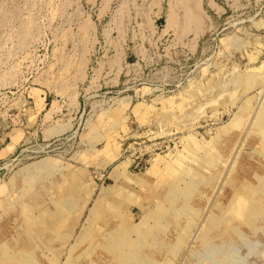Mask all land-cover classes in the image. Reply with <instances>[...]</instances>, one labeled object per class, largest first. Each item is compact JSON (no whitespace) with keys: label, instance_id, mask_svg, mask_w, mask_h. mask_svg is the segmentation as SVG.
<instances>
[{"label":"rangeland","instance_id":"1","mask_svg":"<svg viewBox=\"0 0 264 264\" xmlns=\"http://www.w3.org/2000/svg\"><path fill=\"white\" fill-rule=\"evenodd\" d=\"M0 264H264V0H0Z\"/></svg>","mask_w":264,"mask_h":264},{"label":"bare ground","instance_id":"2","mask_svg":"<svg viewBox=\"0 0 264 264\" xmlns=\"http://www.w3.org/2000/svg\"><path fill=\"white\" fill-rule=\"evenodd\" d=\"M188 12V11H187ZM189 13V12H188ZM190 16H191V14H190ZM189 17H186V20L185 21H187V22H189V19H188ZM192 18V17H191ZM175 182V181H174ZM186 191V190H185ZM185 197H186V195H185ZM122 223V222H121ZM168 224H170V222L168 223ZM121 225V224H120ZM136 225V224H135ZM129 226V225H128ZM130 227H132V226H130ZM159 230V229H158ZM156 232V231H155ZM153 235V234H152ZM124 235L122 234V236H114V237H112V239L114 240V239H116V242L117 243H119L120 242V244L121 243H123V242H125V243H127L126 242V240H125V237H123ZM155 237H156V235H155ZM156 239V238H155ZM154 240V239H153ZM157 241V240H156ZM111 242H113V241H111ZM115 244L114 246H118V244ZM149 243V242H148ZM129 244V243H128ZM105 245V244H104ZM103 248V247H102ZM113 249V248H112ZM116 250V249H115ZM135 250V249H134ZM107 252V251H106ZM103 253V252H102ZM109 253V252H108ZM114 254H115V252H114ZM107 255V254H106ZM130 257V256H129ZM110 258V257H109ZM120 260H125V258L123 257V256H121L120 255V258H119ZM134 259V258H133ZM145 259V258H144ZM117 262V261H116Z\"/></svg>","mask_w":264,"mask_h":264},{"label":"crops","instance_id":"3","mask_svg":"<svg viewBox=\"0 0 264 264\" xmlns=\"http://www.w3.org/2000/svg\"><path fill=\"white\" fill-rule=\"evenodd\" d=\"M8 155H11L10 153Z\"/></svg>","mask_w":264,"mask_h":264}]
</instances>
